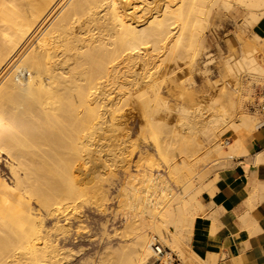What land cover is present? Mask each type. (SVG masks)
Returning <instances> with one entry per match:
<instances>
[{
	"label": "bare ground",
	"instance_id": "1",
	"mask_svg": "<svg viewBox=\"0 0 264 264\" xmlns=\"http://www.w3.org/2000/svg\"><path fill=\"white\" fill-rule=\"evenodd\" d=\"M136 1L0 0V264H60L71 255L67 243L85 229L81 221L75 228L71 223L79 219L84 197L92 195L102 207L112 195L96 165L103 132L126 133L133 111L125 113V106L140 91L143 97L133 108L146 119L139 124L142 136L155 133L158 149L165 152L164 134L172 133L167 146L186 154L171 167L212 152L249 153L246 138L258 123L245 103L254 99L251 86L264 81V59L257 57L264 53V33L255 30L264 16V0H165L151 11H140ZM218 3L244 10L255 37L246 42L237 35L247 48L238 60L224 61V76L232 77V84L215 86L205 105L194 103V108L186 100L171 107L155 77L159 62L179 66L186 55L193 62ZM175 88L185 90L176 84L169 93ZM117 103L123 113H116ZM173 112L182 118L180 130H170L163 116ZM227 132L231 140L223 141ZM147 155H138V172L127 175L128 188L117 194L123 197L118 206L129 215L122 233L132 237L115 249L110 245L112 252L89 264H156L158 243L182 254V231L194 229L205 213L197 192L171 201V186L155 173ZM262 157L256 155L255 162ZM46 218L54 219L50 226Z\"/></svg>",
	"mask_w": 264,
	"mask_h": 264
},
{
	"label": "rangeland",
	"instance_id": "2",
	"mask_svg": "<svg viewBox=\"0 0 264 264\" xmlns=\"http://www.w3.org/2000/svg\"><path fill=\"white\" fill-rule=\"evenodd\" d=\"M163 2H165V0L164 1L157 0V2L156 0H145V1L137 0L135 3L140 11H144V10L151 11V9L153 10L154 7L161 5V3ZM155 3L157 4L155 5ZM244 16H245L244 10H239L237 6H231L228 8L224 5H221L220 3H218V5L215 4L210 17V21L203 35V40L200 45L199 54L195 57V60L193 62L189 61V56L186 55L184 56L185 58L179 60L180 67L171 61H168L170 63L166 61L167 65L165 61L163 63L159 62L162 64V66L164 63L165 64L163 67L161 66V69L159 68L161 72L158 71L159 73H157L155 77L158 78L161 77L160 79L157 78V81L159 80L158 83L162 84L163 87V89L161 88L162 94L164 92L166 93L163 94V97H165V99L168 101L171 107L176 108V106L178 105L181 106L186 104L187 101L188 103H191L192 107L194 105V108L197 106V104L205 105L208 103L207 101L212 99L218 87L225 85L224 83L226 82L228 83L231 82V84L233 83L234 80L232 77L224 76L225 74L223 68L224 61L227 59H231V60L234 59L233 61H235V59L238 60L241 53H243L246 50L247 45H244L243 43L244 41L243 42L239 41L237 35H241L246 42H249V40L252 41V39L255 37L256 34V31H254L253 27L249 26ZM159 55L160 58L165 57V55L162 53ZM159 57H157L156 60H159L160 59ZM257 57L260 61L263 62L264 53L262 51L258 52ZM159 61H161V59ZM165 65L168 66L167 68L170 69L166 68L165 70L166 67ZM162 70L166 71L165 73H163L164 77H162V72H164ZM169 70L171 71L169 72ZM165 74H167V76ZM157 75H159L160 77ZM176 84L177 85L181 84L183 87L185 86V90L183 88V92H182L181 91L182 88L181 89L175 88L178 91V93L176 90L174 93H169L168 91L169 87H174L176 86ZM217 85L218 87L216 88L215 86ZM251 89L254 94L253 95L254 99L253 101L246 102L247 104L245 103V106L247 107L246 108L247 112L255 116V118L257 119V123H258L257 125L259 128L261 122H260V115L257 110V104L264 95V81L256 82L254 85L251 86ZM141 93L142 91H140L135 95V97H133V103L136 101L138 102L137 99H139V96H140L139 100L141 101L143 97V93L142 96L140 95ZM180 93H182L183 95ZM171 94H173V96ZM176 94H178L177 97ZM131 103L130 106L129 105L125 106V113L127 111H128L127 113L133 111L131 112L130 115H128L130 121L129 120L127 121L129 125L128 126L126 125V130H125L126 133L119 134L118 132L115 131H110L109 133L108 131H105L106 133L103 132V135L101 137L102 140L99 143V147L97 148L98 156H99L97 159L99 163H97L98 162L97 161L96 165L98 169L101 170L99 171V174L101 176L100 181L104 185L105 189L108 190L109 193L108 197L111 194L112 195L109 197L110 199L106 202L107 204H103L102 207L99 206V204L97 206L95 200L92 201V199H94L92 195L88 194L84 197L82 203L83 208L81 207L80 209L81 218L79 217V219L77 218L75 219V221L74 220L71 221V223L75 228L81 221L82 222L81 225L84 226L85 229L84 230L79 229V235H78L79 238L76 241L71 239V241H69L70 243L69 242L67 243L66 249L70 251L71 255H69V257H66L67 259L66 258L62 259L63 262L60 261L59 262L60 264H89V262L90 263L95 262L100 257L105 256L107 252L109 253L113 251V250L111 251L109 250L110 245H111L110 247H113L115 249L121 242L132 237V233H129V235L128 232H126V234L125 232L122 233L123 225L126 222V215L128 214H124L126 212V208L124 207L120 208L118 206L119 200H122L123 197L122 196L119 197V195L117 194L119 193L120 195H122L125 189L128 188L126 182L128 179L127 175H129L130 173L138 172L137 167H135V161L137 160L138 155L146 156L148 154L147 155L148 158L151 160V162L153 161L152 164L155 165L154 166V169L156 170V171L154 170L155 173L156 174L158 173L161 176V178L165 180V182L169 186H171L172 192L169 196V199L171 201H175L177 199H182V198L185 199V197L186 199H188L192 197V195H195L194 194L195 192H197L196 193L198 197L197 199L199 201L203 200V197L205 195L213 192L215 188V184L219 181L221 171L227 169L231 165V163L227 165L229 159L238 157V154L235 153L232 155H220L216 152H212L207 156V158L203 159L205 156H201V159H199L198 161H193L192 163H188L187 166L184 167L178 166L176 168L171 167L172 165L175 166L176 164L180 163L185 158L184 155L186 154L182 152L180 153V151L177 148H174L175 146L172 148L167 146L168 145L167 143H169L170 139L173 138L172 133L164 134V143H166L165 145L168 149V150L166 149L165 152L164 151L161 152V150L158 149L157 145L159 142H157L156 140L155 133L150 134L148 132L147 135V132H145V135L147 137L142 136V134L144 135V132H140L139 124L142 123L144 125L146 119L142 116L138 117L137 110H134L135 108L133 107L137 106L138 103H134L135 105H133L132 103V106ZM194 103L195 104L197 103L196 106ZM122 106L123 104L120 102V107ZM103 107L104 109L105 107L109 109V105L108 107L106 105ZM113 107L116 108L117 114L124 112V111L121 112L119 111L120 108L119 103H117V105H114ZM104 109L103 111L107 112V110ZM163 116L164 117L166 116L167 120L165 119V121L170 130L173 128L179 130L181 129L182 118L179 117L180 115L177 116L176 112H173L172 114L165 113V115ZM131 121L134 124L131 123ZM106 135L108 137H106ZM146 138H150V139L147 140ZM203 138L205 137L202 136V139ZM222 140L223 141L231 140V132L225 133L222 136ZM203 142L207 145L206 139H204ZM94 146L95 145H91L88 147L90 149H96L94 148ZM89 165L91 166V164ZM3 167L4 165H2L1 162L0 168L4 169ZM109 173L111 175H108ZM106 176L108 179L105 178ZM111 176L113 180L109 179L111 178ZM110 180H112L111 183L109 182ZM139 211L140 209L138 208L136 212ZM148 215L146 216L148 217ZM53 220H54L53 218H46L45 225L50 226ZM193 231L194 229H191V227L184 228V230L182 231V237H181L182 239L180 242L183 251L182 254L181 251L172 250L169 244L168 245L164 244L168 252H171L172 255L174 254L178 256L181 264H199V260L194 259L193 254L191 252L190 242ZM108 233H110L109 235L110 238L108 237ZM87 255L90 257H88ZM111 256L113 255H110L109 257L111 258ZM167 256L168 257L165 260H169V258H172L170 254H167ZM85 258L87 261L85 260ZM111 260L113 262H118L117 258L116 259L111 258ZM171 261L172 260H170V262Z\"/></svg>",
	"mask_w": 264,
	"mask_h": 264
},
{
	"label": "crops",
	"instance_id": "3",
	"mask_svg": "<svg viewBox=\"0 0 264 264\" xmlns=\"http://www.w3.org/2000/svg\"><path fill=\"white\" fill-rule=\"evenodd\" d=\"M255 30L264 33V16ZM246 146L249 153L230 158L213 192L199 201L205 213L190 242L199 264H264V128L247 136ZM256 155L263 160L256 163Z\"/></svg>",
	"mask_w": 264,
	"mask_h": 264
},
{
	"label": "built area",
	"instance_id": "4",
	"mask_svg": "<svg viewBox=\"0 0 264 264\" xmlns=\"http://www.w3.org/2000/svg\"><path fill=\"white\" fill-rule=\"evenodd\" d=\"M257 110H258V113L260 115V122H261L260 127L264 128V95H263L262 99L257 104ZM155 248H156V254H157L156 264H162L164 259H167V257H168L167 254H170L172 257L171 264H181L178 256L174 255V254L172 255L171 252H168L166 250V247L163 246L161 243H158L155 246Z\"/></svg>",
	"mask_w": 264,
	"mask_h": 264
}]
</instances>
